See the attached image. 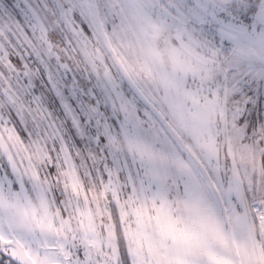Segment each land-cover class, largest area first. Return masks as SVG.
<instances>
[{
	"label": "snow or ice",
	"instance_id": "6c2138e0",
	"mask_svg": "<svg viewBox=\"0 0 264 264\" xmlns=\"http://www.w3.org/2000/svg\"><path fill=\"white\" fill-rule=\"evenodd\" d=\"M0 264H264V0H0Z\"/></svg>",
	"mask_w": 264,
	"mask_h": 264
}]
</instances>
